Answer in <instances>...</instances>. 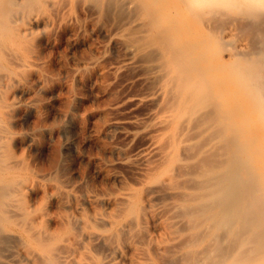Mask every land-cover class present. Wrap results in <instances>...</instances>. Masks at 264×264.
<instances>
[{
    "label": "bare ground",
    "instance_id": "obj_1",
    "mask_svg": "<svg viewBox=\"0 0 264 264\" xmlns=\"http://www.w3.org/2000/svg\"><path fill=\"white\" fill-rule=\"evenodd\" d=\"M61 41L76 61L68 91L126 73L138 88L118 101L109 91L111 104L148 108L130 132L147 138L135 182L94 186L79 197L87 212L57 183L34 205L39 181L14 150L11 87L47 81ZM108 46L121 51L111 66ZM107 165L95 168L104 180ZM0 264H264V0H0Z\"/></svg>",
    "mask_w": 264,
    "mask_h": 264
},
{
    "label": "rangeland",
    "instance_id": "obj_2",
    "mask_svg": "<svg viewBox=\"0 0 264 264\" xmlns=\"http://www.w3.org/2000/svg\"><path fill=\"white\" fill-rule=\"evenodd\" d=\"M234 32L236 31H233L231 37H235V34L236 38L239 37V33L236 32L234 34ZM85 38L86 40L89 39V42L91 41V43L93 42L95 45L100 46L101 44L102 46L106 44V38L99 32L92 34L87 32ZM62 43H65V45L63 46ZM61 44L59 43V45L56 46L57 48L55 47V50L53 49L54 60H52V66L50 65L51 69L48 67L43 71V80H49L48 82L44 81L43 83L41 82V79L38 83V78L36 79L34 76L32 87L28 94H19L20 91L17 90L18 87L16 85L14 86L15 88L11 87V93L16 90V93H14L15 95L12 94L14 95V98L18 96L16 97L17 100H15L17 102L20 101L18 102L20 103V109L16 118L17 125H15L16 136L19 135L16 137L17 140L14 150L19 156L24 158L29 167L34 170V176L38 179L37 181H39V183L37 182V187H39L37 190L39 191L36 190L32 197L34 205L45 204V200L48 198L45 197L46 195L48 196V194L45 193V190L48 192L49 186L53 183V185L57 183L60 185L56 184L57 187L59 186L62 190L74 193L77 202L76 208L78 207L76 209L77 211L82 210L87 212L89 206L87 207L84 197L88 194L91 195V193L94 194L95 187L96 190L100 187L108 190H110L111 187H116L114 190H118L119 185H121L119 184L120 182L124 181L126 183L127 181L129 184H133V181L135 182V179L133 180L132 177L135 178L134 176H137L138 171L143 167L141 161L139 162L137 155L141 153L142 148L146 145L147 138L145 135L141 134L134 139H131L130 132L135 129L136 121L143 120L147 117L148 108L143 104H135L133 100L116 105L111 104L113 100L111 101L110 99L109 91L115 93L114 100L118 101L130 96L136 92L138 88L134 79L130 78L126 73L119 74L115 78L109 74L108 78L109 80L111 79V85L107 88H104L99 83L93 82L94 80L92 79H88L85 80L86 83L84 82L81 85H75L77 87H74L73 85V89H75L68 91L66 83H68L70 79V72L68 73L67 71L73 69L76 61L74 56H71L72 53L66 46V41H61ZM64 52L69 55L66 56ZM120 52L119 48H111L108 46L104 63L107 64L108 62L107 65L111 66L115 61L117 62L118 59L121 58ZM62 53L65 55L66 62L63 59L64 55ZM65 63L66 66L68 65L67 67L65 66ZM71 64H73V67ZM69 66L72 67V69ZM65 67L68 70L65 71ZM64 71L67 73L65 74ZM45 75L51 78L47 79ZM65 77L68 78L66 79ZM34 89L38 91L37 93H40L37 94ZM36 94L38 97H35ZM32 97L35 98L33 99ZM71 100H75V102L72 104L70 103ZM33 107L35 109H33ZM67 110L70 111L69 114L71 113V117L62 123L61 120L63 119V113ZM103 120L105 123H102ZM112 147H121L124 149L125 153L131 156L130 159H132V157L136 158L137 156V159L134 161L135 164L132 163L130 166H127L129 164L119 162L116 155L109 150ZM105 163L108 164L107 170L109 175L108 178H105L104 180L97 176L95 168L97 165ZM134 167L135 169H133ZM135 173H137V175ZM95 177H97V179ZM92 180H95L93 181L94 183ZM96 180L100 181L99 186H97L98 182ZM104 181H106V184ZM107 181L110 184H108ZM49 183L52 184L48 185ZM45 184H47L48 187ZM76 184L78 186H76ZM42 185L45 187L42 188ZM62 185L64 186L62 187ZM37 192L39 193L37 194ZM82 196H84L82 198L84 204L82 199H79V197L81 198ZM99 196L102 195L96 196V201L93 200V208L96 207V203L99 202V199L102 201L103 196L100 198ZM63 198L65 197L60 196L59 200H61H58L59 203L61 202L60 206L58 207L57 205L56 208H53L54 212L57 208V211L59 209L62 211L64 210L61 204L63 203L62 200H65L66 198ZM79 201H81V203ZM101 201L95 209L104 211L106 210V204ZM46 203H48V201ZM84 205L86 206L84 207ZM103 207L104 209L102 210ZM67 212L70 211L67 210Z\"/></svg>",
    "mask_w": 264,
    "mask_h": 264
}]
</instances>
